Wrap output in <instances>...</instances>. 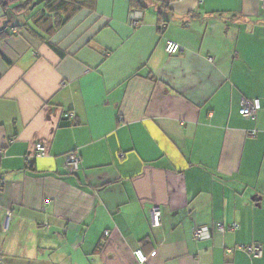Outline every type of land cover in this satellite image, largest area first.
I'll use <instances>...</instances> for the list:
<instances>
[{
    "label": "crops",
    "instance_id": "0c3cea01",
    "mask_svg": "<svg viewBox=\"0 0 264 264\" xmlns=\"http://www.w3.org/2000/svg\"><path fill=\"white\" fill-rule=\"evenodd\" d=\"M140 2L95 0L49 43L35 25L0 40V264H264V8ZM254 242L258 258L239 248Z\"/></svg>",
    "mask_w": 264,
    "mask_h": 264
},
{
    "label": "trees",
    "instance_id": "16d2710c",
    "mask_svg": "<svg viewBox=\"0 0 264 264\" xmlns=\"http://www.w3.org/2000/svg\"><path fill=\"white\" fill-rule=\"evenodd\" d=\"M34 1L40 9H31ZM95 0H0L2 15L0 16V40L9 33L26 28L35 33L33 25L42 28L46 33L45 42L60 26L82 7L93 4ZM138 8L145 7L140 0H129ZM36 36V34H33ZM42 37V36H41Z\"/></svg>",
    "mask_w": 264,
    "mask_h": 264
},
{
    "label": "built area",
    "instance_id": "2783aa9c",
    "mask_svg": "<svg viewBox=\"0 0 264 264\" xmlns=\"http://www.w3.org/2000/svg\"><path fill=\"white\" fill-rule=\"evenodd\" d=\"M260 5L264 8V0H259ZM142 18V11L140 9H133L128 18V23L132 27H137L140 24ZM160 29H165L164 24L159 25ZM184 47L181 46L180 44L167 39L165 42L164 50L167 54L169 55H175V54H180L184 52ZM261 108V103L258 98H253V99H244L242 101V106L239 110V113L242 117L244 118H249L253 119L256 117V114ZM64 118L72 119L74 117V114L72 112H66L63 114ZM250 136H254L255 132L252 131L249 134ZM11 140L10 142H12ZM1 150H0V158H1ZM47 154L46 147L42 143H37L35 144L34 148V155L35 156H45ZM79 162H80V157L78 154L75 152L69 153L65 157V164H64V172L65 174L69 175L71 173H75L79 169ZM149 212V220H150V225L153 228H159L162 223H161V217H162V212L160 207L158 206H152L148 210ZM237 227V224H232L227 226V229H235ZM224 225L221 223H215L214 224V229L217 231H223L224 230ZM211 227L208 225H194L192 228V238L195 241H206L211 238ZM240 249L245 251L247 254H249L253 258H258L262 255V246L259 243H250L246 245H240ZM135 255L137 257V260L139 263H143L145 261V256L144 254L140 251L137 250L135 252ZM0 262H1V257H0Z\"/></svg>",
    "mask_w": 264,
    "mask_h": 264
},
{
    "label": "water",
    "instance_id": "95a60500",
    "mask_svg": "<svg viewBox=\"0 0 264 264\" xmlns=\"http://www.w3.org/2000/svg\"><path fill=\"white\" fill-rule=\"evenodd\" d=\"M39 1H43V0H39ZM38 4V1H34L33 3H32V5H31V9L35 6V5H37ZM254 199H256V198H254Z\"/></svg>",
    "mask_w": 264,
    "mask_h": 264
},
{
    "label": "rangeland",
    "instance_id": "374dc122",
    "mask_svg": "<svg viewBox=\"0 0 264 264\" xmlns=\"http://www.w3.org/2000/svg\"><path fill=\"white\" fill-rule=\"evenodd\" d=\"M37 9H40V8H38L37 6H35L34 10H37Z\"/></svg>",
    "mask_w": 264,
    "mask_h": 264
}]
</instances>
